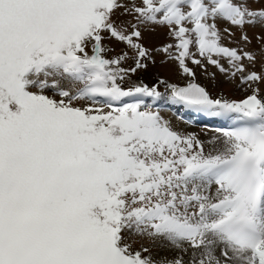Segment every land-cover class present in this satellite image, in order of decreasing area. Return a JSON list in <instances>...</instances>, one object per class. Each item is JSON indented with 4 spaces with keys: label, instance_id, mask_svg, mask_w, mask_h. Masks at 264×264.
<instances>
[{
    "label": "snow or ice",
    "instance_id": "6c2138e0",
    "mask_svg": "<svg viewBox=\"0 0 264 264\" xmlns=\"http://www.w3.org/2000/svg\"><path fill=\"white\" fill-rule=\"evenodd\" d=\"M0 264H264V0H0Z\"/></svg>",
    "mask_w": 264,
    "mask_h": 264
},
{
    "label": "rangeland",
    "instance_id": "374dc122",
    "mask_svg": "<svg viewBox=\"0 0 264 264\" xmlns=\"http://www.w3.org/2000/svg\"><path fill=\"white\" fill-rule=\"evenodd\" d=\"M164 37L162 35L151 39L150 41L147 39L146 37V43L150 42V43H158L160 40H162ZM159 59V58H158ZM197 71V82L206 86L210 92H212L214 95L220 94L221 93V89H223V95H225L226 97L230 98V99H241L243 98L244 93L239 90L236 89L233 85H217L216 87L212 86V82L205 78V76L200 72V70H196ZM159 74L163 77H165L166 79H168L170 82H175L178 84L183 85V83H185L186 81L181 78L180 76L177 75V73L175 72V69L172 65H160L159 63L156 64L155 66L153 65H149V68L147 70L146 73H142L145 83H153L154 82V76L155 74ZM161 91H163V88L160 89ZM172 107V111L171 112H165L163 113L167 118L171 119L173 121L174 126H176L177 128L184 130V131H189L192 133L197 134L202 140H204L205 142H207L209 139H211V137L213 135H218V133H216L214 131L215 128H213V126H209V127H202V126H198L197 122L188 115H185L183 109H180L179 106H171ZM181 111L183 116H184V121H179L175 118V116L173 115L174 112L176 111ZM187 121V122H185ZM228 121H223L221 122V124H214L218 125V126H223L226 127L225 125L227 124Z\"/></svg>",
    "mask_w": 264,
    "mask_h": 264
}]
</instances>
